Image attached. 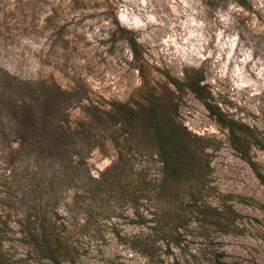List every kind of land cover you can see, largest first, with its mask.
I'll return each instance as SVG.
<instances>
[{
  "label": "rangeland",
  "instance_id": "374dc122",
  "mask_svg": "<svg viewBox=\"0 0 264 264\" xmlns=\"http://www.w3.org/2000/svg\"><path fill=\"white\" fill-rule=\"evenodd\" d=\"M197 80L215 110L251 129L249 156L261 179L188 88ZM28 83L35 89L27 94L31 113L49 112L54 131L67 135L68 147L55 148L67 150L83 178L64 177L58 160L35 167L30 157L13 167L0 152L8 264H264V0H0V93ZM117 104L142 111L153 106L162 123L208 140L211 190H202L200 206L176 211L175 200L161 203L157 192L122 200L104 190L84 192V183L113 167L125 170L121 182L160 172L148 115L140 114L145 128L118 140ZM93 108L109 117L96 122ZM10 139L18 148L19 140ZM77 162L85 163L86 175ZM21 166L30 175L57 170L65 182L55 200L29 196V182H20L19 192L17 181H4L2 169L18 180ZM5 184L15 191L12 204ZM179 184L173 190L183 204L197 195L193 183ZM43 216L62 241L52 256L25 240L26 229L37 230Z\"/></svg>",
  "mask_w": 264,
  "mask_h": 264
},
{
  "label": "trees",
  "instance_id": "16d2710c",
  "mask_svg": "<svg viewBox=\"0 0 264 264\" xmlns=\"http://www.w3.org/2000/svg\"><path fill=\"white\" fill-rule=\"evenodd\" d=\"M201 80L191 81L188 84V88L192 94L202 102L208 112L215 116L217 121L228 130L230 135V142L239 153L242 159H244L250 167L253 169L259 179L261 176L258 171L255 170L254 163L249 156L248 145L249 140L252 137L250 133L251 129L245 125L238 124L233 120L225 118L219 111L215 110L207 101V98L203 94V86L200 85ZM174 86L177 85L176 81L172 82ZM35 90L33 84L28 83L26 87H20L18 92L15 89H9L7 95L6 92L0 93V152L7 153V164L13 167L16 163H23L24 159L33 157L37 164L50 160H58V167L63 171L64 177L70 176L71 181L79 182L83 178V172L78 167L71 166V158L67 157V150L63 149L62 152L55 148L68 147L67 146V135L63 133H57L54 131L56 126L53 122H48V111L44 108L41 111L40 117H37L31 113V107L33 105L31 92ZM56 91L61 92L59 87H56ZM20 92V99L15 98V94ZM9 94V95H8ZM28 94V95H27ZM26 96V97H25ZM4 97V99H2ZM28 100V101H27ZM49 104V103H47ZM46 105V104H45ZM52 107V106H51ZM53 109V107H52ZM94 112L91 113L90 118L96 122H101L103 116L109 117V112H101L97 108H93ZM60 111V110H57ZM117 119H120L119 131L120 138L124 136H132L136 127L143 128V120L140 119L141 115H148V132L152 135V141H154L156 152L155 156L158 163L160 164V172L156 174L152 179L146 180L147 175L144 172L136 173L138 181L121 182L123 172L118 167L107 171L100 180H93L95 189H91L90 183H84L86 186L85 193L87 194H101L105 192L111 193L113 198L122 200V198L129 195L137 194L145 196V198H152L156 192L159 194L158 200L161 203L170 205L173 200L177 203L173 210L183 209L186 211L189 208L198 207V202L202 198V190L207 189V184L211 181V167L210 157L208 153V146L205 144L208 140L197 138H191L189 135L182 134L180 128L170 124L162 123L160 116L153 106L143 110H135L133 108H127L124 104H117L115 110ZM17 121H20L17 123ZM59 128V127H57ZM145 128V127H144ZM15 129V130H14ZM32 129V130H30ZM28 135V137L26 136ZM15 136L18 144V148H13L15 140H11L10 137ZM87 142L89 140H86ZM75 156L77 154H74ZM81 158V157H79ZM123 156H119V162H123ZM4 164L3 162L1 163ZM84 170L85 175L87 171L83 168L85 163L77 162ZM17 166V165H16ZM18 168V166H17ZM23 175L17 180L18 174H14L11 170L9 174H6V169H2L5 174V180L11 182H18L16 189L21 192L23 190L21 185L22 181L31 183L27 192L29 196H33L36 199H41L43 196H52L55 200L58 193V186L65 182L64 177L60 178L57 174V170L48 174L47 168H41L40 171L28 174V168L22 167ZM69 171V174L67 172ZM13 173V174H12ZM135 175V173H133ZM131 172L128 177H132ZM127 178V176H126ZM174 180L173 186H170L167 181ZM180 179H184L186 182L193 183L198 191H195L197 195L191 196L185 204L178 198L173 190L175 185H180ZM176 182V183H175ZM64 185V184H63ZM26 186V184L24 185ZM7 192L5 196L10 200L12 204L13 192L8 184H5ZM25 188V187H24ZM159 189V190H157ZM27 194L25 191L23 196ZM116 195V196H114ZM163 209V206H160ZM179 207V209H177ZM42 208L41 206L39 207ZM46 210L53 209V206L47 205ZM199 209V208H198ZM47 216H43L40 219V224L36 227L27 228L25 240L29 239V242L34 246H37L43 254L52 256L55 253V246L61 247L62 241L60 237L54 232V226L50 223ZM1 225V224H0ZM6 225V224H4ZM4 231L0 228V264H8L5 257V253L2 250V241L4 240Z\"/></svg>",
  "mask_w": 264,
  "mask_h": 264
}]
</instances>
